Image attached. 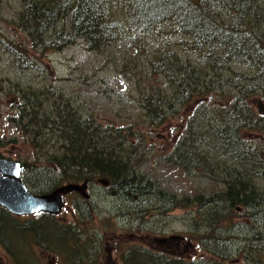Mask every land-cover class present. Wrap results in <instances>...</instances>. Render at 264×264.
Segmentation results:
<instances>
[{"label": "trees", "instance_id": "16d2710c", "mask_svg": "<svg viewBox=\"0 0 264 264\" xmlns=\"http://www.w3.org/2000/svg\"><path fill=\"white\" fill-rule=\"evenodd\" d=\"M19 1L22 9L16 20L18 30L27 35L32 51L40 56L58 54L79 41L88 51L101 53L123 31L121 19H116L123 17L136 34L147 35L162 24H171L181 37L188 39L192 52L214 65L210 69L212 75H208L207 65L201 69L176 55H154L148 61L150 72L161 78L162 83L156 82L150 93L142 95L138 105L150 128L169 124L189 109L186 125L184 129L181 126L164 161L180 168L187 177L201 175L214 183L215 190L209 195L198 194L193 199V204L200 203L204 210L202 222L206 229V234L193 238L204 246L201 251L210 256L208 264H224L213 260L225 262L230 255L217 249L228 253L229 237L219 229L231 224L237 226L239 223L233 215L237 211L243 212L244 219L251 222L256 218L252 212L264 208V190L258 185V180L264 177V152H256L252 145L256 139H264V0ZM0 44L22 59L28 54L15 42L1 40ZM232 65L245 72L232 70ZM22 96L24 103L20 106L18 122L31 147L50 149L46 148L49 143L44 135L51 132L59 146L52 153L49 150L46 154L34 153L37 160L45 155L44 162L50 172L59 176L51 182L45 181L46 184L37 180L36 186L32 185L26 176L39 172L37 166L29 167L17 160L24 168L22 181L33 193L44 194L68 183L89 184L97 178L107 179L114 190L119 189L128 199L151 190L136 176L134 166L142 159H132V150L135 148L138 155L140 148L136 142H145L142 146H146V133L138 131L137 138L126 139L132 134L129 131L132 128L126 126L102 133L99 126L87 124L82 114L61 95L42 101L35 94ZM50 99L52 109L48 113L41 109V104ZM245 139L252 143H245ZM69 196L74 201L81 199L77 193ZM182 200L185 206L191 204L188 198ZM27 218L26 224H22L18 216L0 207V246L14 264H27L31 260L29 250L35 246L54 254L57 245L70 244L71 232L58 237L60 231L52 215ZM20 248L27 257L25 262L20 257ZM125 252L122 264H205L203 259L183 261L179 256L145 252L135 246ZM243 254L247 258L243 257L244 261L255 264L249 260L248 251ZM256 264L264 262L258 260Z\"/></svg>", "mask_w": 264, "mask_h": 264}, {"label": "rangeland", "instance_id": "374dc122", "mask_svg": "<svg viewBox=\"0 0 264 264\" xmlns=\"http://www.w3.org/2000/svg\"><path fill=\"white\" fill-rule=\"evenodd\" d=\"M21 9L19 0H0V41L15 42L28 51L22 59L6 51L0 44V143L3 144L0 155L5 159L26 162L29 167L36 165L40 173L35 171L26 176L34 186L37 180L41 184L56 180L59 176L50 172L49 165L44 162L45 155L38 160L34 156V153L40 155L46 154V150L50 153L57 150L59 146L53 132L44 135L49 143L46 148L50 149L34 150L29 138L21 132L18 117L20 106L24 103L21 100L23 93L35 94L41 98L40 101L61 95L82 114L87 124L99 126L102 133L120 126L132 128L129 130L131 136H125L126 139H135L138 131L146 133V146H142L145 142H136L140 148L137 150L138 155L135 148L132 150V159H142L134 166L138 172L136 176L151 188L142 196L128 199L119 189L118 196L112 197L107 187L94 181L89 203L83 199L74 201L71 200L73 196H68L64 200L63 211L53 216L60 231L58 237L71 232L70 244L63 247V244L57 245L54 254L42 246H35L29 250L31 260L27 262L25 252L20 248L22 261L27 264H122L125 251L132 246L145 252L166 254V250H160L156 242L164 237L181 236L183 240L170 243H178L179 250H167V254L179 256L183 261L203 259L208 264L210 256L201 251L204 246L193 238L206 234L202 222L204 210L200 203L193 204V199L198 194L209 195L215 190L214 183L201 178V175L187 177L180 168L164 161L172 142L180 134L181 126L184 129L186 125L189 109L169 124L150 128L138 102L144 93H150L156 82L162 83L161 78L151 75L148 64L158 53L168 57L176 55L184 61L189 60L194 66L199 65L201 69L208 66V72L205 71L208 75H212L210 69L214 65L209 61L204 62L192 52L188 39L181 37L171 24H162L147 35L136 34L123 17H116L121 19L123 31L111 47L101 53L88 51L79 41L58 54L40 56L32 51L27 35L18 30L16 20ZM233 66L232 70L245 72ZM51 100L42 103L41 109L49 113L52 109ZM258 100L256 97L255 101L259 105ZM107 133L112 132L110 130ZM245 141L247 144L252 143V140ZM252 145L257 148L256 152H264V139H256ZM202 148H205L204 145ZM258 185L264 190V177L258 180ZM140 186L145 188L144 185ZM184 198H188L191 204L185 206ZM162 209L169 210L161 213ZM233 215L239 224L219 229L225 237H229L228 253L216 247L230 255L225 262L217 258L213 260L224 264H248L243 258V252L248 251L250 261L256 264L261 260L263 263L264 208L252 212L256 218L251 222L244 219L243 212L237 211ZM27 217L30 216H18L22 224H26ZM115 244H118L117 252ZM0 264H14L1 246Z\"/></svg>", "mask_w": 264, "mask_h": 264}, {"label": "water", "instance_id": "95a60500", "mask_svg": "<svg viewBox=\"0 0 264 264\" xmlns=\"http://www.w3.org/2000/svg\"><path fill=\"white\" fill-rule=\"evenodd\" d=\"M22 171L23 166L20 162L0 157V207L14 216H32L36 214L56 216L64 209L63 196L76 192L83 198H88L85 183H68L44 194L33 193L22 182ZM97 182L104 187L109 185L107 179L100 178ZM174 240H183V237L162 238L157 243L166 244Z\"/></svg>", "mask_w": 264, "mask_h": 264}, {"label": "flooded vegetation", "instance_id": "af4514ba", "mask_svg": "<svg viewBox=\"0 0 264 264\" xmlns=\"http://www.w3.org/2000/svg\"><path fill=\"white\" fill-rule=\"evenodd\" d=\"M95 182L97 183V179L95 180ZM86 184V193L88 194V198L87 199H85V198H83L80 194H78L80 197H81V199H83L84 201H86L87 203H89V201L91 200V198H92V196H91V187H92V185L94 184V182H93V184L92 183H85ZM107 191H109V193H110V195L112 196V197H115V196H118V190H114L113 189V187L110 185V183H109V185L107 186ZM76 193V192H75ZM114 193V194H113ZM70 194H72V193H70ZM70 194H68V195H65V196H63L64 197V200H66V198L70 195ZM113 194V195H112ZM92 209V208H91ZM164 238H167V237H164ZM176 241V240H175ZM157 243V242H156ZM115 246L116 247H114V249H115V251L117 252L118 251V244H115ZM157 246H158V248L160 249V250H162V251H165L166 250V252L168 253V251L167 250H179V247H180V245H178V243H175L174 245H171L170 243H166V244H158L157 243ZM167 248V249H166ZM118 261V260H117Z\"/></svg>", "mask_w": 264, "mask_h": 264}]
</instances>
